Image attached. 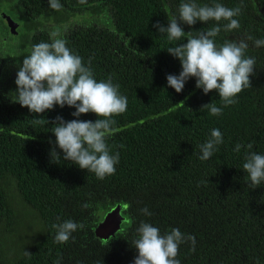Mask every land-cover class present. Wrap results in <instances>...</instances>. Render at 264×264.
I'll list each match as a JSON object with an SVG mask.
<instances>
[{
    "label": "trees",
    "instance_id": "trees-1",
    "mask_svg": "<svg viewBox=\"0 0 264 264\" xmlns=\"http://www.w3.org/2000/svg\"><path fill=\"white\" fill-rule=\"evenodd\" d=\"M182 2L186 0H60L62 9L54 11L48 0H17L29 19L21 42L0 37V264H134L138 252L133 241L141 221L161 234L178 228L195 237V251L191 242L179 246L181 264H264V183L248 186L242 167L246 148L234 151L237 143H251V151L264 154V46L254 43L264 39V0H196L241 7L234 17L240 28L224 31L227 22L221 21V32L213 38L217 46L245 40V57L255 58L251 87L228 107L215 90L204 94L197 88L194 77L180 93L167 85V75H179L182 68L166 50L186 43L187 35L170 42L153 25L167 27ZM89 6L107 8L116 30L88 25L63 33L56 29L98 82L111 79L127 97V110L112 117L116 131L106 140L111 154L119 152V163L103 180L63 160L51 132L57 116L95 122L94 113L77 118L75 108L56 105L35 114L11 99L24 56L32 45L50 42L43 22L61 25ZM216 24L180 26L195 37ZM17 29L16 24L15 34L9 33L16 36ZM209 103L222 107V114L212 116L202 108ZM212 129L221 131L223 143L201 161L199 145ZM53 148L60 158L51 156ZM116 206L124 222L104 240L96 228ZM145 207L151 216L140 211ZM66 220L85 227L58 244L52 225Z\"/></svg>",
    "mask_w": 264,
    "mask_h": 264
},
{
    "label": "clouds",
    "instance_id": "clouds-1",
    "mask_svg": "<svg viewBox=\"0 0 264 264\" xmlns=\"http://www.w3.org/2000/svg\"><path fill=\"white\" fill-rule=\"evenodd\" d=\"M48 3L54 11H60L63 7L60 0H48ZM178 13V17L173 16L168 21L167 27L158 22L153 25L160 34H166L170 42L179 41L187 35L186 43L170 46L166 50L179 59L182 68L179 75H167V85L180 93L185 83L194 77L196 87L202 89L204 94L215 90L224 107L237 103V95L251 87L255 58L245 57L248 48L245 40L225 41L217 46L213 38L221 32V21L227 22L223 24L224 31L240 28L238 19L234 17L241 14V7L228 8L221 3L201 5L196 0H186L179 5ZM197 21H215L217 24L195 37L191 32L185 33L180 26L181 23L192 26ZM49 36L50 42L32 45L29 54L24 56L22 65L18 66L17 88L11 99L35 114L52 110L56 105L75 108L72 115L77 118L82 114L94 113L98 117L95 122L80 119L65 121L57 116L51 132L56 138L55 144L63 153V160L103 180L115 173L119 163V152L111 154L106 140L116 131L113 127L116 121L112 117L127 110V97L119 93V85L113 84L111 79L98 82L91 67L86 66L83 58L67 47V41L60 38L59 31H51ZM254 43L256 47L264 46V39H257ZM202 108L208 109L212 116H219L223 111L214 103ZM222 143L221 131L212 129L207 141L199 145L201 154L198 158L207 161ZM242 147L246 148L243 171L250 182L248 186L254 189L264 183V154L251 151V143L246 146L237 143L234 151L239 153ZM53 154L60 158L55 148L51 151V156ZM83 207L88 208L89 205L85 203ZM140 211L147 216L152 215L147 207ZM52 227L55 229L54 241L63 244L85 225L66 220ZM136 232L138 235L133 244L138 255L134 264H181L176 257L179 246L186 242H191V250L195 251V237L185 235L178 228L161 234L158 227L141 221ZM25 254L31 255L28 252Z\"/></svg>",
    "mask_w": 264,
    "mask_h": 264
},
{
    "label": "rangeland",
    "instance_id": "rangeland-1",
    "mask_svg": "<svg viewBox=\"0 0 264 264\" xmlns=\"http://www.w3.org/2000/svg\"><path fill=\"white\" fill-rule=\"evenodd\" d=\"M94 7L95 6H89L87 10L83 11L82 13H77L75 14V16H70L68 20L61 25H57L49 19L48 21L43 22L42 27L50 32L57 31V29H60L63 33V31L69 28L88 25L100 27L108 31L114 32L116 28L111 18V15L108 12V9L105 7H98V10H94ZM50 13L51 11H49V14ZM5 17H9L18 25L16 36H12L9 33L5 22ZM28 20L29 19L25 16L24 10L17 5V0H0V37L8 39V42L10 40L12 43L14 42L16 44H19L21 42V36L25 32V29L27 27L26 25L28 24ZM52 28H55V30H52ZM2 38H0V40H2ZM1 43L3 45L5 44V42ZM6 51L7 49L2 50V52ZM10 57H12V55H10ZM2 85H4V83ZM5 94L9 95V92L7 91ZM8 190L12 191V187L9 186ZM17 209L20 208L18 207L16 208V210Z\"/></svg>",
    "mask_w": 264,
    "mask_h": 264
},
{
    "label": "water",
    "instance_id": "water-1",
    "mask_svg": "<svg viewBox=\"0 0 264 264\" xmlns=\"http://www.w3.org/2000/svg\"><path fill=\"white\" fill-rule=\"evenodd\" d=\"M5 22L10 33L15 34L16 23L9 17H5ZM124 218L120 215V207L112 208L104 217L102 222L97 226L96 233L104 240L111 239L119 231Z\"/></svg>",
    "mask_w": 264,
    "mask_h": 264
}]
</instances>
